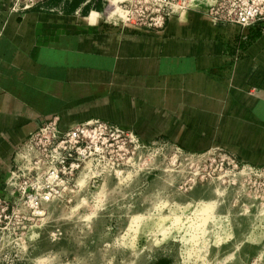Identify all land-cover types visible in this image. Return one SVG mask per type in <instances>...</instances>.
Returning a JSON list of instances; mask_svg holds the SVG:
<instances>
[{"label":"crops","instance_id":"1","mask_svg":"<svg viewBox=\"0 0 264 264\" xmlns=\"http://www.w3.org/2000/svg\"><path fill=\"white\" fill-rule=\"evenodd\" d=\"M0 0V196L16 153L46 123L102 120L145 145L224 150L264 169V23L186 10L159 31L115 24L105 0Z\"/></svg>","mask_w":264,"mask_h":264},{"label":"rangeland","instance_id":"2","mask_svg":"<svg viewBox=\"0 0 264 264\" xmlns=\"http://www.w3.org/2000/svg\"><path fill=\"white\" fill-rule=\"evenodd\" d=\"M218 1L105 0L103 17L119 24L131 12L139 23L208 12ZM145 149L128 143L112 154L125 182L107 175L72 203L51 204L40 221L0 224L18 228L17 238L6 231L0 240V264H264L263 171L235 166L222 150L189 155L164 142Z\"/></svg>","mask_w":264,"mask_h":264},{"label":"built area","instance_id":"3","mask_svg":"<svg viewBox=\"0 0 264 264\" xmlns=\"http://www.w3.org/2000/svg\"><path fill=\"white\" fill-rule=\"evenodd\" d=\"M41 4L34 0H12L10 11L22 15ZM208 13L223 25L250 28L264 23V5L257 0H219L209 8ZM176 14L172 11L135 23L130 12L127 21L121 23L159 31ZM128 143L136 144L141 150H146L148 146L132 132L98 119L79 123L65 132L58 129L55 120L44 124L16 153L15 167L5 184L6 193L0 196V224L10 223L12 217L19 225L24 218L40 221L46 216L51 204L72 203L77 193L104 185L107 175H114L115 178L111 179L119 183L125 182V179L118 177L123 174L119 158L113 159L112 154L126 149ZM227 155L235 166L240 165L233 155ZM257 170L264 172V169ZM20 176L22 182L17 184ZM16 192L17 209L10 213L9 208ZM17 230L14 228L10 232L7 227L0 228V240L9 233L17 238Z\"/></svg>","mask_w":264,"mask_h":264}]
</instances>
